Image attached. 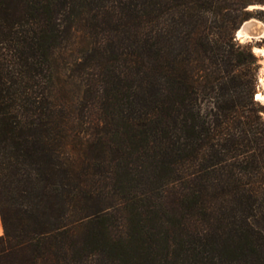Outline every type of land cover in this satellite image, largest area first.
<instances>
[{
    "label": "trees",
    "instance_id": "16d2710c",
    "mask_svg": "<svg viewBox=\"0 0 264 264\" xmlns=\"http://www.w3.org/2000/svg\"><path fill=\"white\" fill-rule=\"evenodd\" d=\"M263 3L0 0V264H264Z\"/></svg>",
    "mask_w": 264,
    "mask_h": 264
},
{
    "label": "rangeland",
    "instance_id": "374dc122",
    "mask_svg": "<svg viewBox=\"0 0 264 264\" xmlns=\"http://www.w3.org/2000/svg\"><path fill=\"white\" fill-rule=\"evenodd\" d=\"M258 5V4H255ZM252 7V6H250ZM249 7V8H250ZM255 9V8H252ZM264 10V8H263ZM252 18H255L259 21H261L264 24V21L260 18H257L253 16ZM264 18V15L262 16ZM236 39V38H235ZM240 43H249L253 47H260L264 48V35L261 38H255V39H237ZM87 40L82 36L80 32H76L74 36L70 39L68 42L66 48H64L61 51L60 54V83L62 86L63 91H67L68 94H71L73 99L76 101L79 99L81 91H82V83L80 80L76 77L71 76L69 74L68 68L71 66V64L76 61L80 56L81 49L85 46ZM255 56L258 58V62L260 64L259 69L257 71V86L255 93H261L264 95V55H261L258 52H253ZM261 106L264 108V102L256 100ZM262 116L264 117V111L262 113Z\"/></svg>",
    "mask_w": 264,
    "mask_h": 264
},
{
    "label": "water",
    "instance_id": "95a60500",
    "mask_svg": "<svg viewBox=\"0 0 264 264\" xmlns=\"http://www.w3.org/2000/svg\"><path fill=\"white\" fill-rule=\"evenodd\" d=\"M255 9H263L264 8V3L263 4H258L254 5ZM262 27L264 28V24L255 19V18H248L244 21L241 22V24L238 26V28L234 31V36L237 39V30L242 29L243 31L247 32L250 37L247 39H255V38H261L264 35V32L262 33ZM253 51V50H252ZM254 99H256V93H254Z\"/></svg>",
    "mask_w": 264,
    "mask_h": 264
},
{
    "label": "bare ground",
    "instance_id": "6f19581e",
    "mask_svg": "<svg viewBox=\"0 0 264 264\" xmlns=\"http://www.w3.org/2000/svg\"><path fill=\"white\" fill-rule=\"evenodd\" d=\"M254 7V5L252 7H250L249 9H252ZM262 33L264 32V28L262 27ZM249 36V34L245 31H243L242 29H238L237 30V39H247ZM253 52H258L261 55H264V48H260V47H253ZM256 99L259 101H263L264 102V95H262L261 93H256Z\"/></svg>",
    "mask_w": 264,
    "mask_h": 264
},
{
    "label": "crops",
    "instance_id": "0c3cea01",
    "mask_svg": "<svg viewBox=\"0 0 264 264\" xmlns=\"http://www.w3.org/2000/svg\"><path fill=\"white\" fill-rule=\"evenodd\" d=\"M1 233H2V227H1V223H0V235H1Z\"/></svg>",
    "mask_w": 264,
    "mask_h": 264
}]
</instances>
